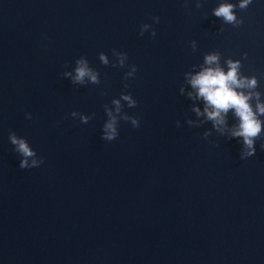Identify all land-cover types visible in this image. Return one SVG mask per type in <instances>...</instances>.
I'll return each mask as SVG.
<instances>
[{
    "label": "water",
    "instance_id": "obj_1",
    "mask_svg": "<svg viewBox=\"0 0 264 264\" xmlns=\"http://www.w3.org/2000/svg\"><path fill=\"white\" fill-rule=\"evenodd\" d=\"M243 2L0 0V264H264V0ZM229 62L255 81L251 156L190 83Z\"/></svg>",
    "mask_w": 264,
    "mask_h": 264
},
{
    "label": "clouds",
    "instance_id": "obj_2",
    "mask_svg": "<svg viewBox=\"0 0 264 264\" xmlns=\"http://www.w3.org/2000/svg\"><path fill=\"white\" fill-rule=\"evenodd\" d=\"M248 0H244L240 7L246 6ZM233 5L222 4L213 11V15L216 17H223L226 22H233L235 17L232 13ZM147 27V26H145ZM142 35V32L139 34ZM126 58V57H125ZM101 60L104 57L101 56ZM217 57L214 55L208 56L205 59L206 64H213L216 62ZM78 67L75 69L76 75L73 77V83H83L84 77H89L93 82H96V76L91 73L87 68L86 63L83 60L77 61ZM237 64L229 62V71L225 74L219 68H207L202 71L199 75L193 77L190 81L193 88L197 89L198 97H202L206 102L205 114L209 120L214 122V127L217 125L224 124V119L221 113H227L229 109L235 110V116L239 118V125L231 133L232 137H242L243 143L247 147L248 151L246 155L251 156L254 154L253 141L261 133V123L256 119L252 112L249 104L247 103L249 97L235 91L236 88L253 87L255 81H249L247 84L243 80H237ZM136 72V67L133 66L132 72L128 75H132ZM65 75H68L65 73ZM124 100H127L130 107L136 106V102L132 101L129 96H124ZM117 105L118 101H114ZM209 107L212 109L209 111ZM257 110L261 114H264V106L257 105ZM197 114L199 115V111ZM71 115L75 116L76 113ZM28 119H31L29 116ZM127 119V117H125ZM82 123H87V118L81 117ZM115 119H111L104 125V135L102 139L106 141H113L117 138L118 133ZM133 127H138L136 119H132ZM208 135V133H205ZM8 139L10 143L15 146L14 151L18 153L22 159L20 160L19 167L25 168H36L39 167L41 161H38L36 152L29 147L27 141L23 138L17 137L15 133L10 132ZM264 147V145H262ZM31 163H29V159Z\"/></svg>",
    "mask_w": 264,
    "mask_h": 264
}]
</instances>
